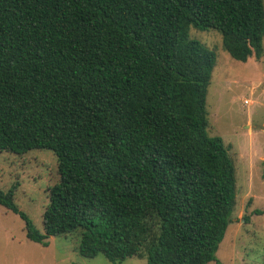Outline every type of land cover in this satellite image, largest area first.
I'll use <instances>...</instances> for the list:
<instances>
[{
	"label": "trees",
	"instance_id": "16d2710c",
	"mask_svg": "<svg viewBox=\"0 0 264 264\" xmlns=\"http://www.w3.org/2000/svg\"><path fill=\"white\" fill-rule=\"evenodd\" d=\"M190 28L258 60L264 0H0V151L57 158L43 232L16 185L0 190L29 240L78 232L81 256L113 263L217 260L235 169L207 132L216 54Z\"/></svg>",
	"mask_w": 264,
	"mask_h": 264
},
{
	"label": "rangeland",
	"instance_id": "374dc122",
	"mask_svg": "<svg viewBox=\"0 0 264 264\" xmlns=\"http://www.w3.org/2000/svg\"><path fill=\"white\" fill-rule=\"evenodd\" d=\"M189 36L216 54L206 95L207 132L221 137L235 169V204L215 256L219 264H264V55L238 61L223 48L219 32L190 28ZM262 43L264 48V37ZM57 178L51 150L0 151V190L17 186L14 202L40 232ZM78 243V232L50 236L47 245L33 242L21 216L0 205V264L146 263L138 257L113 263L102 254L86 258Z\"/></svg>",
	"mask_w": 264,
	"mask_h": 264
}]
</instances>
